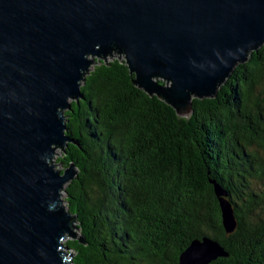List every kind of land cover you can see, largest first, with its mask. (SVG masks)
Masks as SVG:
<instances>
[{"label":"water","instance_id":"1","mask_svg":"<svg viewBox=\"0 0 264 264\" xmlns=\"http://www.w3.org/2000/svg\"><path fill=\"white\" fill-rule=\"evenodd\" d=\"M263 46L264 0H0V264H70L75 170L54 157L96 58L122 54L134 84L183 117ZM211 183L231 234L233 204ZM227 256L203 237L179 264Z\"/></svg>","mask_w":264,"mask_h":264},{"label":"trees","instance_id":"2","mask_svg":"<svg viewBox=\"0 0 264 264\" xmlns=\"http://www.w3.org/2000/svg\"><path fill=\"white\" fill-rule=\"evenodd\" d=\"M94 63L64 112L56 161L75 170L69 263L179 264L208 237L228 254L210 264H264V46L183 117L134 84L119 52ZM212 181L233 204L231 234Z\"/></svg>","mask_w":264,"mask_h":264},{"label":"rangeland","instance_id":"3","mask_svg":"<svg viewBox=\"0 0 264 264\" xmlns=\"http://www.w3.org/2000/svg\"><path fill=\"white\" fill-rule=\"evenodd\" d=\"M123 58V57H122ZM95 63H93V64H91V66H90V68H89V70H92L93 69V65H94ZM60 152H61V150L58 148V149H56V152H55V157H54V160L55 161H57V158L60 156ZM65 195L63 196V200H65Z\"/></svg>","mask_w":264,"mask_h":264},{"label":"flooded vegetation","instance_id":"4","mask_svg":"<svg viewBox=\"0 0 264 264\" xmlns=\"http://www.w3.org/2000/svg\"><path fill=\"white\" fill-rule=\"evenodd\" d=\"M259 125H261V126H262V124H261V123L255 124V126H256V127H258V128H261ZM259 137H260V136H259ZM259 137H258V138H259Z\"/></svg>","mask_w":264,"mask_h":264},{"label":"clouds","instance_id":"5","mask_svg":"<svg viewBox=\"0 0 264 264\" xmlns=\"http://www.w3.org/2000/svg\"><path fill=\"white\" fill-rule=\"evenodd\" d=\"M67 257H68V255H67ZM69 262V261H68Z\"/></svg>","mask_w":264,"mask_h":264}]
</instances>
